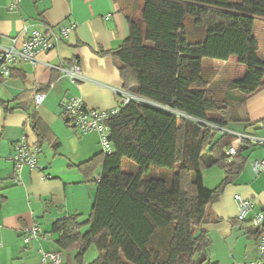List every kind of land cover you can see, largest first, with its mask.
I'll return each instance as SVG.
<instances>
[{
  "label": "trees",
  "instance_id": "trees-1",
  "mask_svg": "<svg viewBox=\"0 0 264 264\" xmlns=\"http://www.w3.org/2000/svg\"><path fill=\"white\" fill-rule=\"evenodd\" d=\"M141 16L144 28L128 17V36L108 52L121 88L138 99L120 103L106 122L112 152L79 165L86 177L100 166L91 210L83 221H53V252L75 249L80 264L91 246L97 254L88 264H218L204 227L207 208L245 156L240 149L229 159L233 137L201 122L230 127L232 104L264 85L253 34L264 0H143ZM232 56L243 75L219 79L213 60ZM213 166L224 178L207 189L202 173ZM244 224L255 240L259 230Z\"/></svg>",
  "mask_w": 264,
  "mask_h": 264
},
{
  "label": "crops",
  "instance_id": "crops-1",
  "mask_svg": "<svg viewBox=\"0 0 264 264\" xmlns=\"http://www.w3.org/2000/svg\"><path fill=\"white\" fill-rule=\"evenodd\" d=\"M6 4L7 0H0L3 44L16 36L13 45L19 48L27 34L21 32L24 25L30 31L42 25L57 30L60 25L75 24L57 46L38 52L33 63H14L11 68L16 74L0 81V264H41L39 250L59 251L57 234L51 232L53 221L70 215H78L81 221L88 217L100 173L97 166L86 177L79 167L101 153L98 133H82L69 126L60 104L78 96L91 108L119 106L113 88H121L122 80L108 52L128 36V17L144 28L143 0H21L12 11ZM220 61L212 62L219 79L243 75L245 67L236 63V57ZM74 63L83 70V79L78 81L60 71ZM37 92L44 93L39 105L34 102ZM232 105L231 128L264 134V85ZM22 135L31 149L39 148V167L24 165L17 170L11 161L13 145ZM241 151L245 156L242 171L207 208L204 227L211 241L210 255L218 264H246L256 254L255 240L248 238L244 221L236 218L234 195L254 201L253 211L264 206V170L255 173L252 169L264 149L250 146ZM223 178L217 166L202 173L207 189L215 188ZM33 224L41 234L25 244L22 229ZM76 255L75 249L63 251L62 264H80ZM88 263L84 254L82 264Z\"/></svg>",
  "mask_w": 264,
  "mask_h": 264
},
{
  "label": "built area",
  "instance_id": "built-area-1",
  "mask_svg": "<svg viewBox=\"0 0 264 264\" xmlns=\"http://www.w3.org/2000/svg\"><path fill=\"white\" fill-rule=\"evenodd\" d=\"M21 0H7L6 8L9 11L16 9ZM75 27V24L60 25L57 30L49 25H42L40 28H33L28 31V27L24 25L21 28L22 33H27L19 48L13 44L16 36L8 37L10 42L3 44L0 35V81L10 76L11 66L18 61H28L33 63L36 60V54L41 51H49L59 44V42L68 35ZM60 71L68 75L73 80L83 79V70L80 65L74 63L69 67H62ZM114 92L119 96L120 103L126 104L131 99H138L134 94L122 89L113 88ZM44 98V93L37 92L34 95V102L39 105ZM118 107L110 110H102L87 107L82 98L78 96L70 97L60 104V113L66 123L72 128L80 130L82 133L97 132L99 135V145L102 153H111L113 150L110 142V130L106 124L107 120L117 113ZM203 125L218 130L219 133H227L233 137L231 143L225 149V154L229 159L235 155L240 149L250 146H258L264 149V134L258 132H246L235 130L231 127H220L215 124L201 122ZM39 148H32L28 145L26 136L14 143L13 152L10 156L15 168L19 170L26 165L30 168L39 167L37 154ZM252 169L255 173L264 170V156L257 158L252 162ZM234 201L237 206V216L239 221H248L251 226L258 229L255 239V256L248 260L246 264H264V206L253 211L254 201L242 197L240 194L234 195ZM41 234L40 227L33 224L30 227L22 229V240L29 243L32 239L37 238ZM41 256V264H62V254L60 252L39 250Z\"/></svg>",
  "mask_w": 264,
  "mask_h": 264
},
{
  "label": "rangeland",
  "instance_id": "rangeland-1",
  "mask_svg": "<svg viewBox=\"0 0 264 264\" xmlns=\"http://www.w3.org/2000/svg\"><path fill=\"white\" fill-rule=\"evenodd\" d=\"M253 34L257 39L258 42V54L261 57H264V20L263 19H257L255 20V24L253 27ZM214 62L216 63H220V60H214ZM238 63V62H236ZM244 67L243 64H240ZM227 69L229 70L230 67L227 66ZM225 72V71H224ZM221 72L219 73L220 76ZM224 74V73H222ZM218 77V76H217ZM216 89L218 90L219 87L217 86ZM96 250L94 248V246H91L86 252H85V258L87 260V262L92 261L95 257H96Z\"/></svg>",
  "mask_w": 264,
  "mask_h": 264
}]
</instances>
